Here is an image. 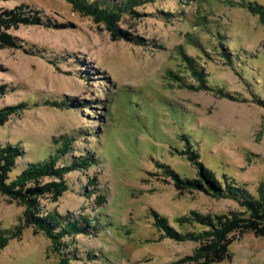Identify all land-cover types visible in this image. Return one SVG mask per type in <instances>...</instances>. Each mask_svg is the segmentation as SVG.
<instances>
[{
  "label": "rangeland",
  "instance_id": "374dc122",
  "mask_svg": "<svg viewBox=\"0 0 264 264\" xmlns=\"http://www.w3.org/2000/svg\"><path fill=\"white\" fill-rule=\"evenodd\" d=\"M250 3L264 7L145 0L121 15L114 37L68 0H0L1 12L23 6L30 18L5 26L14 44L0 41V111L15 107L0 124V144L24 151L7 182L68 138L57 166L90 158L65 174L61 197L40 199L86 221L87 231L64 238L58 251L44 231L24 226L25 207L0 192V232L24 227L0 246V264H190L181 261L201 241L170 238L158 218L190 233L209 228L179 221L194 211L246 210L211 196L199 163L252 194L264 180V23ZM229 237L230 257L211 264H264V236Z\"/></svg>",
  "mask_w": 264,
  "mask_h": 264
},
{
  "label": "trees",
  "instance_id": "16d2710c",
  "mask_svg": "<svg viewBox=\"0 0 264 264\" xmlns=\"http://www.w3.org/2000/svg\"><path fill=\"white\" fill-rule=\"evenodd\" d=\"M72 3L74 9L84 12L100 23L105 24L114 37L120 32L118 21L124 12L131 11L136 4L142 3L145 0H125L114 2L113 4H106L105 0L90 1V0H68ZM250 10L254 14L260 16L264 23V7L257 3L249 4ZM0 11V41H7L14 44L13 37L6 33L5 28L14 23L24 22L30 20L26 16L23 6L15 9ZM13 22V23H11ZM33 22V21H31ZM35 23V22H33ZM6 26V27H5ZM187 59L191 65V59ZM196 74L198 71L194 69ZM175 78L182 79L175 75ZM203 85V84H202ZM56 104H64L55 101ZM15 109V107L4 108L0 111V124L8 118V112ZM70 139L65 141V145L58 150V153L50 156L48 159L40 163H31L22 171L14 180L7 182L9 173L15 168L18 156L24 153L22 147L19 145L3 146L0 144V192L9 197L11 202H16L18 205L24 206L23 221L24 226L33 224L36 229H40L46 233L51 239L52 246L56 251L60 250V246L64 245L63 239L73 234L87 231L85 227L86 221L83 224L80 219L82 217H75L69 213H60L57 209H45L41 204V197L47 194L51 195L57 200L68 189V182L65 180V174L74 168H86L89 157L86 160L81 158V161L75 160L66 166H57V161L61 159L71 149ZM83 159V160H82ZM199 175L203 184L198 180L188 181L184 183L196 186L197 188H205L206 191L215 198H233L240 200L245 206V211H234L231 216L211 214H201L193 212L194 218L182 217L180 222H199L208 226L199 232L178 233L175 232L167 223L165 218H158L157 225L160 226L172 239L176 241L194 240L201 241L202 245L195 249L193 256H187L183 261L191 260L190 264H211L213 262L221 261L230 257L229 245L235 238L229 236L233 232L243 234L245 231L254 230L259 236H264V180H262L256 193H249L247 190L236 187L232 183L223 185L214 174L204 167L203 163H199ZM171 172V171H170ZM44 177L54 178L52 181L42 183L41 179ZM59 180V181H57ZM103 198V197H101ZM23 225L19 224L17 231L12 235H6V232H0V246L4 247L9 243L12 237L20 235ZM69 259H62L60 264H67Z\"/></svg>",
  "mask_w": 264,
  "mask_h": 264
}]
</instances>
